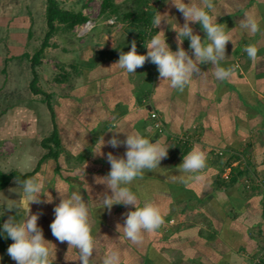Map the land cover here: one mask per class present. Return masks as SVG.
Masks as SVG:
<instances>
[{"label": "crops", "instance_id": "0c3cea01", "mask_svg": "<svg viewBox=\"0 0 264 264\" xmlns=\"http://www.w3.org/2000/svg\"><path fill=\"white\" fill-rule=\"evenodd\" d=\"M114 2L120 10L126 6L124 3L129 2L128 7L131 3ZM134 2L136 11H153V17L158 12L168 13L170 22H185L183 15L165 0ZM214 5L210 14L227 25L236 42L235 46L228 42L227 57L221 62L222 66L234 69L230 82L217 80L209 71L206 77H194L181 93L170 87L168 81L161 82L157 66L150 60L131 74L116 65L121 51H130L133 40L137 51L146 54L145 42L160 30L165 31L171 49L178 50L177 34L171 25L162 22L155 29L153 17L150 35L144 42L137 38L136 31L129 29L128 19L124 31L98 27L82 37L76 33L80 40L74 48L64 44L51 50L53 58L49 59L47 69L52 82L47 93L53 109L46 104L50 114L47 125L40 123L37 106L21 104L16 108L28 109L23 117L28 116L30 123L25 128L15 118L16 127L6 132L15 129L16 138L33 145L30 149L22 145L16 150L21 165L16 169L26 173L33 171L48 151L42 146V139L57 131L60 145L52 146L58 156L44 159L32 175L43 180L44 191L53 197L51 203L31 205L32 214H39L38 226L45 239L54 244L49 245L52 264H79L65 259L68 244L59 242L50 228L54 208L61 199L57 184L69 193L80 190L85 201L90 200L89 221L96 238L91 264H102L109 251L119 254L120 264H248L264 248V0H214ZM244 12L260 26V32L252 39L236 27ZM111 17L118 22L116 15ZM192 27L202 39L206 38L201 24L193 23ZM248 44L258 48L255 62L244 51ZM183 47L192 54L190 40L185 39ZM25 53L30 52L24 50L21 57ZM211 67L201 65V71ZM36 71L38 81L42 82L45 76ZM29 91L32 92L31 88ZM30 99L41 103L38 97ZM153 112L161 120L162 132L154 126ZM114 124L119 126L114 130L140 133L169 148L159 169L146 170L142 178L130 185L141 206L145 202L155 203L164 218L158 230L144 233L140 245L121 238L116 231L117 224L124 223L125 213L133 206L116 204L110 211L95 206L102 193L110 192L106 185L96 183V177L106 176L111 169L107 153L122 157L127 150L124 144L116 148L105 144L103 157L93 154V150H99L102 135L105 141L112 138L108 129ZM126 133H120L118 138L125 140ZM36 136L38 147L33 143ZM193 147L205 153L207 167L200 183L186 187L170 178L179 174L176 166ZM38 152L42 156L33 160ZM29 207L25 204L21 209L22 218ZM76 255L75 251L69 254L70 258Z\"/></svg>", "mask_w": 264, "mask_h": 264}, {"label": "clouds", "instance_id": "9594fccd", "mask_svg": "<svg viewBox=\"0 0 264 264\" xmlns=\"http://www.w3.org/2000/svg\"><path fill=\"white\" fill-rule=\"evenodd\" d=\"M165 2L175 7L183 15L185 22L182 25L178 22L172 23L168 13L158 12L153 17L152 26L157 29L162 22L170 24L177 34L178 50L171 49L165 31L160 30L145 42L146 54L137 51V43L133 40L130 51H121L119 60L115 64L131 74L136 73L137 68L143 67L146 61L150 60L157 66L161 82L168 81L170 87L181 93L191 85L194 77H206L209 71L217 80L230 82L234 69L222 66L221 62L227 57L228 42L231 41L234 46L236 42L232 39L227 25L219 23L217 17L214 18L210 14L214 11V0H187V2L165 0ZM193 23L202 25L206 38L202 39L201 35L193 30ZM236 27L241 33H246L249 39L260 32L258 21L248 12H244L243 18L238 21ZM185 39L190 40L192 54L183 47ZM244 51L253 62L257 60L258 48L255 45L248 44ZM204 64H210L212 67L202 72L201 65ZM118 127L115 124L110 127L108 131L113 133L112 138L105 141L102 135L99 150H93L94 155L103 157L105 144L113 148L124 144L127 149L122 157H117L112 152L107 153V161L111 169L106 176L96 177V183L106 185L110 192L102 193L96 199L95 206L97 209L106 208L109 211L116 204L133 206V210L125 213L124 223L117 224L116 231L120 233L121 238L140 245L144 241V233L158 230L164 224V218L155 203L145 202L141 206L130 185L142 178L146 170L159 169L161 161L168 155L169 148L163 147L158 142H151L140 133L129 134L114 130ZM120 133H126L125 140L118 138ZM176 167L179 174L170 178L173 182L182 183L186 187L200 183L203 180L201 174L207 167L206 155L199 148L193 147L183 156L182 163ZM16 183L22 189L19 199H10L5 205V212L14 211L15 215L8 216L0 230L5 238L13 241L7 249V254L16 261V264H52L54 260H50L49 245L53 243L45 239L43 229L38 226L39 214H32L31 205L51 203L53 197L51 193L44 191V182L38 175L23 179L17 176ZM55 188L61 199L54 208L55 218L50 225L52 235L61 243L67 242L66 260L91 264L96 249V238L93 236L89 221L90 200L85 201L80 190L69 193L60 184ZM43 197L46 199H42ZM25 204L30 207L26 209L23 218L17 219ZM72 251L77 253L75 258L69 256ZM102 264H120L119 254L115 251L107 252Z\"/></svg>", "mask_w": 264, "mask_h": 264}, {"label": "rangeland", "instance_id": "374dc122", "mask_svg": "<svg viewBox=\"0 0 264 264\" xmlns=\"http://www.w3.org/2000/svg\"><path fill=\"white\" fill-rule=\"evenodd\" d=\"M102 1L103 0H59L60 5L65 9L82 10L85 12L89 19L95 22V27L92 31L98 27H106L114 31H124L127 29L128 24L123 19V15L127 12L137 10L134 0H130V7L127 5L129 2H127V4L124 3L126 6L120 10L118 22L115 24L107 23L109 19L108 13H101ZM45 7L46 0H0V170L6 173L17 170V166L20 165L17 161L18 153H16V150L21 148L20 146L28 145L27 148L29 149L33 147V145L30 146L31 141L24 143V141H21L22 138H16L15 129L12 130L11 133H8L11 129L16 127L15 118L19 126L22 125L26 128L30 123V118H28V116H26L27 119L25 116L23 117V112L27 113L28 109L16 108V106L21 104L28 107L37 106L38 108L36 109L40 114L39 119L42 125H47L50 117L46 102H44L45 104L42 103L44 98L43 95L33 94L29 91L30 82L33 78L32 69L30 71V58L27 57L28 59H26V53L21 57V52L24 50L30 52L27 53L29 56L33 55L44 40V36L48 30ZM76 33V27L71 31H65V29L61 27L49 39L44 55L40 58L41 65L43 63L44 66L38 67V65V69L36 68V70H39L40 76H45L42 82H37L38 88L45 92L51 90V84L49 83L52 82V79L47 69V63H50V60L53 58L51 50L56 46H62L64 44L72 48L77 46L80 38L76 36ZM31 96L34 98L38 97L41 103H34L35 101L30 99ZM10 127L11 129H9ZM6 129H8V132H6ZM42 134H46L45 130H43ZM35 139L36 141L33 142L34 146L38 147L39 139L37 136ZM34 151L35 150H33V152ZM40 156H42V152H38L36 157H31L35 160V158H39ZM20 170L22 171V169ZM21 190V187L17 185L14 179L8 187L0 191V219L2 222L7 220L9 216L8 213H10L5 212L6 203L10 199L18 200ZM12 213L15 212L13 211ZM263 255L264 248L261 249L256 257L248 264L258 263L259 257ZM5 262L15 264V261L7 252L1 258V264Z\"/></svg>", "mask_w": 264, "mask_h": 264}, {"label": "trees", "instance_id": "16d2710c", "mask_svg": "<svg viewBox=\"0 0 264 264\" xmlns=\"http://www.w3.org/2000/svg\"><path fill=\"white\" fill-rule=\"evenodd\" d=\"M101 13H108L109 16L118 17L120 13L119 6L114 2V0H103L101 4ZM123 19L127 21L131 20L130 30L136 31L137 38L144 42L150 35V26L151 20L153 17V11L144 12V11H130L123 15ZM45 17H46V25L47 32L44 36V40L41 46L34 52L33 55L29 56L26 54V57H29L31 62V68L33 73V78L30 82V88L34 94L43 95V101L46 102L49 109H53L51 102L49 101L50 95L44 90L37 87L38 76L36 67L40 65V58L44 55L45 49L48 46L49 39L62 27L65 31H71L75 27L87 22L89 20L88 16H86L82 10H74V9H65L60 5L59 0H46L45 7ZM119 18V17H118ZM42 146L48 149L47 153L40 159L37 167L30 172L21 173L18 170H12L8 173L0 170V191L5 189L12 180H16L17 176H21V178L31 177L34 175L39 169L42 161L48 157H57L58 151L54 149V147L58 148L60 145L59 137L57 131L54 130L49 136L42 139ZM54 144V147L52 146ZM8 215H15V213H8ZM22 215L19 214L17 219H21ZM2 220L0 219V230H2L3 226ZM12 240L10 238H5L2 231H0V264L2 256L7 252L9 245ZM256 264H264V255L259 258V262Z\"/></svg>", "mask_w": 264, "mask_h": 264}, {"label": "built area", "instance_id": "2783aa9c", "mask_svg": "<svg viewBox=\"0 0 264 264\" xmlns=\"http://www.w3.org/2000/svg\"><path fill=\"white\" fill-rule=\"evenodd\" d=\"M117 22L116 18L115 17H111L107 20V23L109 24H115ZM95 27V22L92 21L91 19H89L87 22L79 25L76 27L77 29V35L79 37H82L84 36L86 33L90 32L93 28ZM151 117L153 119V123H154V126L155 128L159 131V132H162V129H163V125L161 123V120L159 119V116L156 112H153L151 114Z\"/></svg>", "mask_w": 264, "mask_h": 264}]
</instances>
